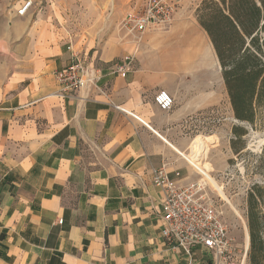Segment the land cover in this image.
I'll use <instances>...</instances> for the list:
<instances>
[{"label":"crops","instance_id":"1","mask_svg":"<svg viewBox=\"0 0 264 264\" xmlns=\"http://www.w3.org/2000/svg\"><path fill=\"white\" fill-rule=\"evenodd\" d=\"M18 9L0 32V264H213L206 246L189 256L163 240L151 178L164 165L181 183L202 180L184 156L185 117L212 102L209 81L189 78L185 54L156 31L133 52L116 19L82 21L78 33ZM132 52L129 73H113ZM73 53L97 87L62 97L54 73ZM160 89L175 101L169 111L153 101Z\"/></svg>","mask_w":264,"mask_h":264},{"label":"rangeland","instance_id":"2","mask_svg":"<svg viewBox=\"0 0 264 264\" xmlns=\"http://www.w3.org/2000/svg\"><path fill=\"white\" fill-rule=\"evenodd\" d=\"M31 1V9L28 11L30 20L35 21L40 17L50 24L60 23L69 32L78 33L87 31L88 27L82 21L116 19L119 30L120 22L126 18L127 13L138 10L144 3V0ZM201 1L172 0V21L152 31L164 35L154 39L157 43L171 45L172 52L178 50L185 54V59L180 56L179 61L185 64L189 78H195L196 82L204 80L206 88L209 81L212 102L185 117L190 124L188 137L191 142L200 137L206 146V154L196 160L189 158L191 151L184 156L199 172L214 206L223 211L222 220L232 238V250L227 262L221 264H246L249 245L246 199L253 186H258L261 191L260 206L264 211V108L258 107L253 125L234 118L211 42L197 22L196 13ZM22 2L0 0V32L11 22L13 10L18 9ZM95 30L102 32L103 27L98 29L97 26ZM0 60H3L1 55ZM232 126L247 129L242 137L246 147L238 154H234L230 145Z\"/></svg>","mask_w":264,"mask_h":264},{"label":"built area","instance_id":"3","mask_svg":"<svg viewBox=\"0 0 264 264\" xmlns=\"http://www.w3.org/2000/svg\"><path fill=\"white\" fill-rule=\"evenodd\" d=\"M31 5L32 1L26 0L17 14H26ZM173 6L172 0H144L141 8L127 13L121 25L126 35H130L135 41L133 52L139 49L145 31L170 24ZM133 52L113 62L111 71L121 75L129 73L133 68ZM70 58L67 65L54 73L62 97L72 95L86 85L97 87L99 76L89 65L87 57L81 53H73ZM153 101L160 111H169L175 104L172 95L165 89L157 91ZM151 178L163 193V240L173 248H182L189 256L196 245L206 246L213 253L214 264L226 263L232 250V238L222 220L223 211L214 206L205 184L202 181L181 183L174 180L164 165L152 167Z\"/></svg>","mask_w":264,"mask_h":264},{"label":"trees","instance_id":"4","mask_svg":"<svg viewBox=\"0 0 264 264\" xmlns=\"http://www.w3.org/2000/svg\"><path fill=\"white\" fill-rule=\"evenodd\" d=\"M197 22L211 42L231 112L236 120L254 124L264 108V0H202ZM234 154L246 147L243 126H232ZM258 186L246 199L249 237L246 264H264V211Z\"/></svg>","mask_w":264,"mask_h":264},{"label":"bare ground","instance_id":"5","mask_svg":"<svg viewBox=\"0 0 264 264\" xmlns=\"http://www.w3.org/2000/svg\"><path fill=\"white\" fill-rule=\"evenodd\" d=\"M190 158L201 159L206 154V146L200 137H196L190 144Z\"/></svg>","mask_w":264,"mask_h":264},{"label":"water","instance_id":"6","mask_svg":"<svg viewBox=\"0 0 264 264\" xmlns=\"http://www.w3.org/2000/svg\"><path fill=\"white\" fill-rule=\"evenodd\" d=\"M219 68H220V66H219ZM221 69V68H220Z\"/></svg>","mask_w":264,"mask_h":264}]
</instances>
